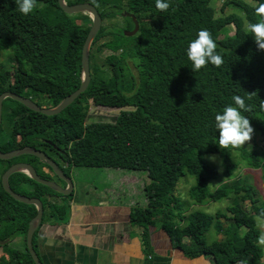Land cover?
I'll list each match as a JSON object with an SVG mask.
<instances>
[{
    "label": "trees",
    "instance_id": "1",
    "mask_svg": "<svg viewBox=\"0 0 264 264\" xmlns=\"http://www.w3.org/2000/svg\"><path fill=\"white\" fill-rule=\"evenodd\" d=\"M66 1L70 5L90 3L103 18L90 53L91 83L72 105L54 116L6 99L0 151L37 148L56 162L61 161L63 165L58 164L68 176L73 167L144 171L149 182L143 188L147 199L143 223L148 228L161 224L174 246L190 258L212 256L214 264H259L264 249L259 242L257 218L264 220V200L257 197V188L245 178L215 189L212 186L221 177H236L241 165L260 170L264 180V147L220 148L215 127V115L222 114L229 105L235 106L233 95L246 97L247 92H257L246 101L257 106L264 99V50L257 49L247 27L262 19L256 15V8L264 0H252L254 5L228 0L221 11L233 6L240 13L220 17L212 0H168L166 12L156 8L155 0ZM124 12L134 14L140 27L130 38L125 36L124 28L106 24L116 17L130 22L122 16ZM91 26L88 14H66L59 0H37V8L27 16L19 12L15 0H0V54L9 51L15 66L10 75L0 63V95L11 91L42 107H56L82 84V51ZM230 26L234 34L223 36ZM132 27L131 23L126 30ZM202 29L212 34L224 64L217 68L209 63L194 72L187 49ZM98 38L104 41L100 43ZM127 39L133 41L131 46ZM103 50L110 51L106 62L111 67L102 66L98 74L94 72L95 52ZM129 58L135 62L136 76L128 66ZM90 99L101 106L136 108L143 120L142 132L131 139L124 138L120 131L110 136H91L83 120ZM8 115L13 116L11 122L7 121ZM242 115L250 119L254 135L264 141V112L257 107L253 112L242 111ZM5 122L8 130L4 129ZM19 137L25 139L22 145H18ZM208 155H218L223 170L207 160ZM0 162L5 164L2 175L18 162L33 165L44 179L52 180L38 163L54 174L45 162L31 155ZM188 174L196 180L190 190L191 206L206 205L210 198L213 202L231 199V215L203 211L187 215L188 203L175 191ZM9 184L18 194L42 200V225L68 223L74 192L62 195L22 172L11 175ZM247 201L255 214L242 206ZM36 214V206L16 201L4 190L0 179V241L10 240L0 248L8 263L36 264L27 248L29 223ZM224 220L228 221L226 227ZM212 227L225 239L208 243L206 234ZM38 231L33 239L37 252ZM147 237L145 232L149 246ZM17 238L22 243L14 248L11 243Z\"/></svg>",
    "mask_w": 264,
    "mask_h": 264
},
{
    "label": "crops",
    "instance_id": "2",
    "mask_svg": "<svg viewBox=\"0 0 264 264\" xmlns=\"http://www.w3.org/2000/svg\"><path fill=\"white\" fill-rule=\"evenodd\" d=\"M85 185L75 184L68 223L40 227L37 250L43 264H214L212 256L187 257L161 224L148 228L147 203L112 204L105 195L96 203L97 195ZM0 264H10L2 248Z\"/></svg>",
    "mask_w": 264,
    "mask_h": 264
},
{
    "label": "rangeland",
    "instance_id": "3",
    "mask_svg": "<svg viewBox=\"0 0 264 264\" xmlns=\"http://www.w3.org/2000/svg\"><path fill=\"white\" fill-rule=\"evenodd\" d=\"M228 0H212V7L216 10V16L220 17L221 15L228 14V13H240L235 7L228 6L225 11H221L224 3ZM249 2L250 4H255L252 0H244ZM106 24L112 28V25L119 26L120 28H124L126 30L131 23L122 17H116L112 19H108ZM114 26V27H115ZM225 34H234V27L230 26L225 31H223V36ZM130 38V37H129ZM100 39V43L104 40ZM98 43L95 45L94 49L98 47L100 44ZM127 43L129 46L132 45L133 41L127 39ZM92 49V48H91ZM10 52L5 51L0 54V63L2 68L9 72L10 75L14 72V64L11 61L9 56ZM110 54V51L103 50L102 52H95V65H94V72L100 74V69L102 66L111 67L106 62V57ZM128 66L131 71L137 75V70L135 68V62L129 58L128 59ZM110 70V69H109ZM8 105H12L11 102ZM45 108H48L47 104H44ZM13 120L12 115L7 116V121L11 122ZM83 120L85 125L93 137L99 136H110L113 134H117V131H120L124 138L131 139L137 137L143 129V120L139 112L136 108L133 107H108V106H101L99 105L96 100L90 99L89 100V110L83 116ZM92 125V126H91ZM4 129L8 130L10 127L5 122ZM91 127V128H90ZM25 142V139L19 137L18 145H22ZM245 147H250L254 149L256 147L263 148L264 141L261 136L254 135L253 139L249 143L244 145ZM50 153V152H49ZM53 157H56L54 154L50 153ZM208 156H215L217 160L213 162L216 164L220 170H223L221 159L218 155H208ZM207 156V157H208ZM208 160V159H207ZM61 166L63 165L61 161L57 160ZM41 170L45 172H49V176L51 179L58 184L64 186V182L60 180L55 174L51 173L50 169L42 164L38 163ZM64 167V166H63ZM5 168V164L0 162V179H2V173ZM71 179L75 184H82L88 183L85 186L91 188V191L97 195V199L95 200L96 203L102 202L100 199L101 196H106L105 202H110L112 204H123V205H133L135 202L140 203L141 205L147 203V199L143 190V185L146 182H149V177L146 172L144 171H135V170H123V169H114V168H87V167H73L71 169ZM237 178H245L248 179L256 188H257V197L260 201L264 200V180L262 179V172L260 170L252 169L249 166L241 165L238 170L236 171V177L232 179H227L225 177H221L218 181L213 183L212 188H217L220 184L223 183H233L237 180ZM196 184V180L191 175H186L182 177L180 180L175 194L179 196L184 202L188 203L186 205L187 215L195 211H203L206 213H210L215 215L216 213H225L227 216H230L231 213L228 211L229 206H231L232 200L231 199H223L218 202H213L212 199H209V202L206 205H190L191 203V196L190 190ZM133 203V204H132ZM242 206L249 212L255 214V209L253 208L251 202H242ZM225 227L228 225V221L224 220ZM258 228L260 230L261 236H264V220L257 218ZM260 236V237H261ZM21 241V238H17ZM17 239H15L14 243H11V246L14 248L17 246ZM225 239L224 234H219L215 227L206 234V240L208 243H212L214 241H222ZM9 240V239H8ZM260 245L264 249V244ZM214 261V260H213ZM259 264H264V258Z\"/></svg>",
    "mask_w": 264,
    "mask_h": 264
},
{
    "label": "water",
    "instance_id": "4",
    "mask_svg": "<svg viewBox=\"0 0 264 264\" xmlns=\"http://www.w3.org/2000/svg\"><path fill=\"white\" fill-rule=\"evenodd\" d=\"M59 6L66 14L72 15V14L83 13V14H88L92 19V26L84 43L83 51H82V84L79 87V89H77L75 92L64 98L56 107H52V108L42 107L39 104H37L35 101H33L31 98L21 96L20 94H16L11 91H6L2 93L0 95V133L3 122V104L6 99L11 98L23 104L25 107L29 108L30 110L42 113L47 116H54L60 114L63 110H65L67 107L72 105L75 102V100L78 99L88 89L91 83L90 53H91L92 44L95 38L97 37L98 33L102 29L103 18L99 13L98 9L90 3H79V4L70 5L67 3L66 0H59ZM122 16L132 18L135 26L133 30L124 31L125 36L132 37L136 35L140 27L135 15L128 12H124L122 13ZM23 155H31L41 159L49 167L52 168L56 176H58L62 181L66 183L65 186H62L53 180L42 178L38 174L37 169L33 165L26 162H18L16 164H13L4 172L2 176V185L4 190L8 194H10L18 202L34 205L37 208L36 216L29 223V228L27 232V248L31 256L33 257L35 263L43 264L39 253L34 248V243H33L34 236L43 223V217H44L43 202L40 198L28 197L16 193L11 188L9 184V179L11 175L18 172H22L29 175L36 182L43 184L65 196L72 194L75 190V186L71 177L64 173V171L60 168L59 164L47 153L37 148L26 146L23 148L12 150L10 152L0 151V160L9 161L14 158L21 157ZM9 241L10 240L0 241V245H5L9 243Z\"/></svg>",
    "mask_w": 264,
    "mask_h": 264
},
{
    "label": "clouds",
    "instance_id": "5",
    "mask_svg": "<svg viewBox=\"0 0 264 264\" xmlns=\"http://www.w3.org/2000/svg\"><path fill=\"white\" fill-rule=\"evenodd\" d=\"M21 14L27 16L37 8V0H15ZM156 8L161 12H166L170 3L168 0H155ZM256 15L262 19L256 23L248 24V31L252 34L258 50H264V3L256 8ZM217 44L212 34L202 29L197 37L189 43L187 57L192 62L194 72L206 67L209 63L219 68L224 64L223 57L217 53ZM257 92H247L246 97L233 95L232 100L235 106H227L222 114L215 115V127L219 132L218 146L223 149H238L249 143L255 134L251 126L250 119L242 115L243 112H253L259 108L264 112V99H260L259 105L247 103L251 101ZM209 161L215 162L217 157H206ZM259 242L264 244V236L259 238Z\"/></svg>",
    "mask_w": 264,
    "mask_h": 264
},
{
    "label": "flooded vegetation",
    "instance_id": "6",
    "mask_svg": "<svg viewBox=\"0 0 264 264\" xmlns=\"http://www.w3.org/2000/svg\"><path fill=\"white\" fill-rule=\"evenodd\" d=\"M130 22L133 24V27L130 30H133L135 26H134V21L132 18H130Z\"/></svg>",
    "mask_w": 264,
    "mask_h": 264
}]
</instances>
